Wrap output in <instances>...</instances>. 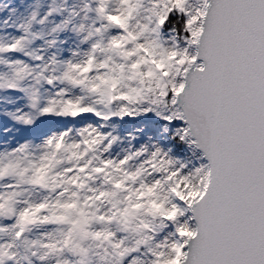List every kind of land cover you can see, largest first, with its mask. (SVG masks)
<instances>
[{"label":"snow or ice","instance_id":"1","mask_svg":"<svg viewBox=\"0 0 264 264\" xmlns=\"http://www.w3.org/2000/svg\"><path fill=\"white\" fill-rule=\"evenodd\" d=\"M0 264H264V0H0Z\"/></svg>","mask_w":264,"mask_h":264}]
</instances>
